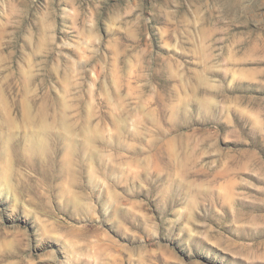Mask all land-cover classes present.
Wrapping results in <instances>:
<instances>
[{"label": "rangeland", "instance_id": "rangeland-1", "mask_svg": "<svg viewBox=\"0 0 264 264\" xmlns=\"http://www.w3.org/2000/svg\"><path fill=\"white\" fill-rule=\"evenodd\" d=\"M0 264H264V0H0Z\"/></svg>", "mask_w": 264, "mask_h": 264}]
</instances>
